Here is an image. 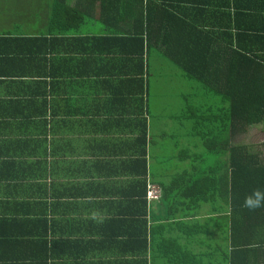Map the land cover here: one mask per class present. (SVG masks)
Returning <instances> with one entry per match:
<instances>
[{"label":"crops","instance_id":"0c3cea01","mask_svg":"<svg viewBox=\"0 0 264 264\" xmlns=\"http://www.w3.org/2000/svg\"><path fill=\"white\" fill-rule=\"evenodd\" d=\"M241 47L264 50L263 0H0V264H225L196 224L225 200L194 187L226 158L196 137L228 128Z\"/></svg>","mask_w":264,"mask_h":264},{"label":"trees","instance_id":"16d2710c","mask_svg":"<svg viewBox=\"0 0 264 264\" xmlns=\"http://www.w3.org/2000/svg\"><path fill=\"white\" fill-rule=\"evenodd\" d=\"M116 18L114 15L107 22L112 23ZM114 34H117L116 31ZM243 48H240L242 51H234L241 58L240 65H236L241 73L229 77L226 93L220 94L227 102L228 128L220 129V137L217 136V128L204 133V155H214L219 159L225 157V171L222 169L220 174L215 171L210 176L205 174L203 179L197 178L194 187L196 207L200 208L201 204L209 203L212 199L216 201L219 197L225 200L226 214L223 213L222 205H213L214 210H221L222 213L212 214L205 223L198 221L196 224L207 229L211 222L219 224L221 230L223 228L225 236L222 242L226 249L222 250L221 256L225 257V264H264V208L249 211L242 207L247 194L256 187L264 188V160L249 146L233 142L237 125H241L244 130L250 126L264 125V50L251 53V50ZM183 68L189 75L206 83L208 88L219 91L218 79L203 77L195 67L188 69L183 64ZM201 181L204 183L202 186ZM150 184L157 185L148 182L147 190ZM159 187L163 191V199L168 187ZM168 242L174 243L177 248L181 247L175 239Z\"/></svg>","mask_w":264,"mask_h":264},{"label":"rangeland","instance_id":"374dc122","mask_svg":"<svg viewBox=\"0 0 264 264\" xmlns=\"http://www.w3.org/2000/svg\"><path fill=\"white\" fill-rule=\"evenodd\" d=\"M161 102V101H160ZM244 137L236 139V143L238 145H245L249 146L254 152H258L262 159L264 160V125H255L250 126L247 130L243 131ZM196 154H198V157L204 158V152L205 149L202 146V143L199 142V138L196 137ZM210 162L208 160H205V158L199 162L202 166H204L205 163Z\"/></svg>","mask_w":264,"mask_h":264},{"label":"clouds","instance_id":"9594fccd","mask_svg":"<svg viewBox=\"0 0 264 264\" xmlns=\"http://www.w3.org/2000/svg\"><path fill=\"white\" fill-rule=\"evenodd\" d=\"M242 207L249 211L264 208V188L256 187L250 194H247L244 198Z\"/></svg>","mask_w":264,"mask_h":264},{"label":"built area","instance_id":"2783aa9c","mask_svg":"<svg viewBox=\"0 0 264 264\" xmlns=\"http://www.w3.org/2000/svg\"><path fill=\"white\" fill-rule=\"evenodd\" d=\"M162 196H163V191L159 186L152 184L148 185L147 199L149 201L160 200Z\"/></svg>","mask_w":264,"mask_h":264}]
</instances>
